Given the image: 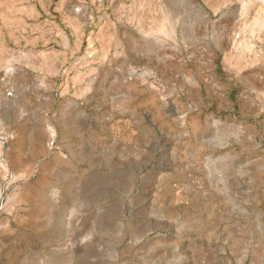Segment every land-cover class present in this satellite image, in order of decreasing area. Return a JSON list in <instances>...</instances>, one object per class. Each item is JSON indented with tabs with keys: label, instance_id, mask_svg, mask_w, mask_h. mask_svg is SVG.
Listing matches in <instances>:
<instances>
[{
	"label": "rangeland",
	"instance_id": "rangeland-1",
	"mask_svg": "<svg viewBox=\"0 0 264 264\" xmlns=\"http://www.w3.org/2000/svg\"><path fill=\"white\" fill-rule=\"evenodd\" d=\"M256 113L264 0H0V264H264Z\"/></svg>",
	"mask_w": 264,
	"mask_h": 264
},
{
	"label": "water",
	"instance_id": "water-1",
	"mask_svg": "<svg viewBox=\"0 0 264 264\" xmlns=\"http://www.w3.org/2000/svg\"><path fill=\"white\" fill-rule=\"evenodd\" d=\"M207 16H208V14H207ZM221 18L222 17L219 18V21L221 20ZM218 22L216 24H218ZM144 87L147 88L146 86H144ZM149 92L151 94H156V92L154 90H150ZM237 93H239V90L237 91ZM233 110L234 109L232 107L227 108V112L229 114H232L233 113ZM217 111L218 112H224L225 110L218 108ZM254 119L257 120V121H259L260 123H263L264 124V119L260 117V114L259 113H256V115H254ZM256 205L258 206L259 209H261L264 212V199H263V196H262V194L260 192H259L258 199L256 201Z\"/></svg>",
	"mask_w": 264,
	"mask_h": 264
},
{
	"label": "bare ground",
	"instance_id": "bare-ground-1",
	"mask_svg": "<svg viewBox=\"0 0 264 264\" xmlns=\"http://www.w3.org/2000/svg\"><path fill=\"white\" fill-rule=\"evenodd\" d=\"M189 9V8H188ZM187 14H188V12H187ZM190 14V13H189ZM189 17H191V14H190V16Z\"/></svg>",
	"mask_w": 264,
	"mask_h": 264
}]
</instances>
